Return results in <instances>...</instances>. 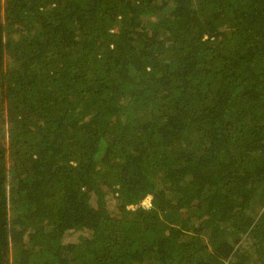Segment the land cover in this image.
<instances>
[{"label":"trees","instance_id":"obj_1","mask_svg":"<svg viewBox=\"0 0 264 264\" xmlns=\"http://www.w3.org/2000/svg\"><path fill=\"white\" fill-rule=\"evenodd\" d=\"M0 264H264V0H0Z\"/></svg>","mask_w":264,"mask_h":264},{"label":"rangeland","instance_id":"obj_2","mask_svg":"<svg viewBox=\"0 0 264 264\" xmlns=\"http://www.w3.org/2000/svg\"><path fill=\"white\" fill-rule=\"evenodd\" d=\"M5 62H6V58H4V62L3 63L5 64ZM150 201H151V199H150V197H148L147 199L142 201L141 205H144L145 207H147V206L150 205ZM112 205H114V202L112 203ZM111 207H113V206H111ZM133 207L135 208L136 206H133ZM81 233L88 234V230H85V231L79 230V231H77L76 233H74L71 236H65L64 241L65 242L75 241L77 239L78 235L81 234Z\"/></svg>","mask_w":264,"mask_h":264},{"label":"clouds","instance_id":"obj_3","mask_svg":"<svg viewBox=\"0 0 264 264\" xmlns=\"http://www.w3.org/2000/svg\"><path fill=\"white\" fill-rule=\"evenodd\" d=\"M147 198H148V197H146V199H147ZM150 199H151V198H150ZM144 200H145V199H144ZM144 200H143V201H144ZM141 203H142V202H141ZM141 203H140V204H141ZM150 204H151V201H150ZM142 206H144V205H142ZM149 206H150V205H149ZM147 207H148V206H147Z\"/></svg>","mask_w":264,"mask_h":264}]
</instances>
